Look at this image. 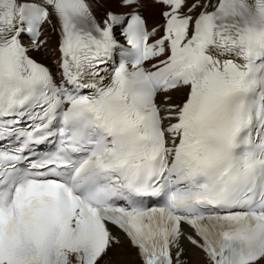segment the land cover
Returning <instances> with one entry per match:
<instances>
[{"label": "snow or ice", "instance_id": "6c2138e0", "mask_svg": "<svg viewBox=\"0 0 264 264\" xmlns=\"http://www.w3.org/2000/svg\"><path fill=\"white\" fill-rule=\"evenodd\" d=\"M106 2L0 0V264H264V0Z\"/></svg>", "mask_w": 264, "mask_h": 264}, {"label": "bare ground", "instance_id": "6f19581e", "mask_svg": "<svg viewBox=\"0 0 264 264\" xmlns=\"http://www.w3.org/2000/svg\"><path fill=\"white\" fill-rule=\"evenodd\" d=\"M103 1L106 3V6H109V7L113 6V8L120 9L116 6V4L114 2L113 3H107L106 0H103ZM147 11H148L147 14H148V19H149L150 23L156 24L158 22V15L157 14H158V12H160V9L157 7H154V6H149L146 9V12ZM55 51H56V49L54 50V52ZM182 93H183V90L180 92H173V96L177 97L178 95H180ZM122 241L124 242L125 247H126V251H127L126 259L128 260V264H141V261L136 254V249L130 247L129 242L126 238L123 237ZM186 256L189 259V256L188 255H186ZM195 259L197 260L198 264H206V258L204 257L203 253H199L195 257Z\"/></svg>", "mask_w": 264, "mask_h": 264}]
</instances>
